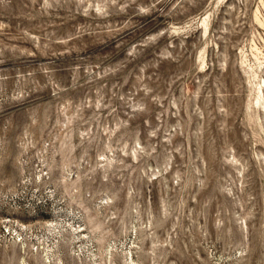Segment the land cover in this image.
I'll list each match as a JSON object with an SVG mask.
<instances>
[{"label": "rangeland", "instance_id": "1", "mask_svg": "<svg viewBox=\"0 0 264 264\" xmlns=\"http://www.w3.org/2000/svg\"><path fill=\"white\" fill-rule=\"evenodd\" d=\"M0 264H264V0H0Z\"/></svg>", "mask_w": 264, "mask_h": 264}]
</instances>
